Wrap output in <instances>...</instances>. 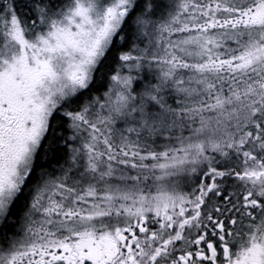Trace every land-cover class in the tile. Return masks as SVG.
<instances>
[{"label": "snow or ice", "instance_id": "6c2138e0", "mask_svg": "<svg viewBox=\"0 0 264 264\" xmlns=\"http://www.w3.org/2000/svg\"><path fill=\"white\" fill-rule=\"evenodd\" d=\"M0 264H264V0H0Z\"/></svg>", "mask_w": 264, "mask_h": 264}]
</instances>
